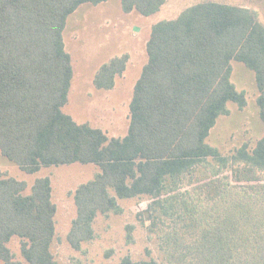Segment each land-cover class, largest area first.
Here are the masks:
<instances>
[{"label": "trees", "instance_id": "trees-1", "mask_svg": "<svg viewBox=\"0 0 264 264\" xmlns=\"http://www.w3.org/2000/svg\"><path fill=\"white\" fill-rule=\"evenodd\" d=\"M107 1L0 0V156L27 174L100 167L74 194L77 216L67 236L74 250L93 240L98 215L119 213L118 200L146 196L142 221L168 264H264V137L227 154L207 143L229 102L246 106L231 82L232 61L255 73L264 123V25L246 7L214 1L156 24L128 135L110 139L62 110L74 77L67 19L83 4ZM166 2L121 0L126 13L144 16ZM128 62L125 55L101 67L95 87L112 90ZM52 194L50 178L29 190L0 171V264H22L8 247L14 237L26 264H59ZM120 264L159 263L127 257Z\"/></svg>", "mask_w": 264, "mask_h": 264}, {"label": "rangeland", "instance_id": "rangeland-1", "mask_svg": "<svg viewBox=\"0 0 264 264\" xmlns=\"http://www.w3.org/2000/svg\"><path fill=\"white\" fill-rule=\"evenodd\" d=\"M206 1L246 7L264 25V0H167L159 12L150 16L137 11L126 13L121 0L81 5L68 17L63 34L74 72L63 112L77 124L101 129L110 139H124L130 127L134 88L148 63L147 44L153 27L176 20L187 8ZM125 55L129 56L127 69L116 78L115 87L97 89L94 79L101 67ZM231 66V82L238 92L245 94L246 106L241 109L238 104L229 102V115L220 116L210 132L207 143L223 154L246 144L255 147L264 137L255 73L238 61H232ZM0 171L26 182L29 190L38 179H51L52 200L57 207L52 252L59 264H120L127 257L134 262L153 260L168 264L157 235L151 234L147 229L149 223L142 221L141 214L151 202L146 196L118 200L119 213L97 216L93 223V240L80 251L71 248L67 236L77 216L74 194L81 185L101 173L99 166L75 163L27 174L0 156ZM111 194L114 196L115 192L112 190ZM8 247L15 261L26 264L18 237L12 238Z\"/></svg>", "mask_w": 264, "mask_h": 264}]
</instances>
